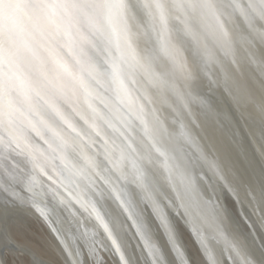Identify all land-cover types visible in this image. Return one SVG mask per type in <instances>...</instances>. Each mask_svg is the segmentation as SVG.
<instances>
[{"label": "bare ground", "instance_id": "6f19581e", "mask_svg": "<svg viewBox=\"0 0 264 264\" xmlns=\"http://www.w3.org/2000/svg\"><path fill=\"white\" fill-rule=\"evenodd\" d=\"M0 53V131L27 142L33 137L29 129L35 130L53 150L80 162L82 168L74 169L78 177H65L76 183L71 184L73 198L85 193L130 264H151L147 242L157 261L183 264L159 213L168 217L190 264H240L231 254V240L245 257L251 253V259L264 264V223L254 218L251 197L230 178L245 197L239 196V203L233 200L224 184L232 173L218 172L224 173L230 153L236 160L251 158L261 171L264 191V0H0ZM105 69L115 77L113 84L106 81ZM110 87L134 116L114 108ZM143 115L154 148L142 137ZM82 120L88 124L82 127ZM76 123L87 139L92 134L99 138V131L116 142L96 145L99 167L85 144L76 143L81 137ZM210 128L213 133L207 132ZM36 139L33 155L42 165L43 150L52 154ZM161 149H174L176 159L187 160L185 175L203 193L190 194L193 207L186 212L173 198L169 172L156 151ZM56 156L60 166L64 159ZM13 170H0V180L14 195H0L3 264H37L35 256L51 264H71L55 230L64 235L79 264H121L105 234L88 235L77 228L74 212L85 216L80 200L76 206L61 204L45 190L43 195L36 183H27L21 170ZM116 184L130 214L111 191ZM179 186L185 189L183 182ZM215 189L233 226L219 210ZM127 190L135 200L131 205ZM256 196L264 217V202ZM40 209L45 213L41 218ZM187 215L202 226L196 225L197 235ZM92 222L88 219L86 226ZM10 240L18 247L7 250ZM209 250L215 255L211 262Z\"/></svg>", "mask_w": 264, "mask_h": 264}, {"label": "water", "instance_id": "95a60500", "mask_svg": "<svg viewBox=\"0 0 264 264\" xmlns=\"http://www.w3.org/2000/svg\"><path fill=\"white\" fill-rule=\"evenodd\" d=\"M20 7H21V5L19 6V8ZM16 23H18V22H16ZM0 57H2L1 53H0ZM5 68H7V67H5ZM5 68H3V69L6 71ZM0 69L2 70V67H0ZM106 69H107V67H106ZM106 69H105L106 81L108 83L111 82L113 84L114 81H112V80H114L115 77H111V75H108L109 72H107ZM121 82H122V85L125 86L124 80H121ZM129 83L135 88L138 87V83L136 81H134L133 78L129 79ZM141 85H143V82L141 83ZM113 86L118 87V85H113ZM110 90L107 91V93H109V95H110L108 97H110L111 99L112 98L116 99V103L114 102L115 103L114 108L117 109L116 107H118L120 110L122 109L123 111L128 112L131 116H134L133 113L122 103V101L115 97V93L112 92L111 87H110ZM137 91L141 92L139 90V88H137ZM10 94H11V92H10ZM7 96H10V95L8 94ZM97 100L99 101V99H97ZM99 102L102 105V107L107 108V105L104 102H102V101H99ZM143 107H141L142 109L140 108V111L144 110ZM195 113L197 115L195 118L197 120H199L198 115H201V114H198L197 111H195ZM188 114L192 115V113H188ZM144 116L145 115L142 116L143 117L142 121L139 122L143 126L142 137H144L146 139V141L148 142V144H150L154 148L155 144L152 141L151 137L149 136V133H151V130L147 129L146 119ZM191 117H193V116H191ZM140 118H141V116L138 115V119H140ZM195 118H194V120H196ZM262 118H264V115L262 116ZM143 120H145V121H143ZM197 120H196V123H198ZM84 122L86 124H88V122L85 120L79 121L78 123H80L83 127ZM80 124L78 125L76 123V126L78 128L77 130H79V131H80L79 128L81 127ZM205 124H206V122H205ZM198 127L202 128V126L200 125V122L198 124ZM92 128L93 127L91 126V129ZM29 131H31V133L33 134V137L26 138V141L28 143L25 142L24 140L20 142V141H18V139H14V138L10 137L7 133L0 131V135L4 138L3 141H0V170L2 171V168H3V170H5L6 172H9V170L11 171L12 169L16 168V170H13V173H16V172L18 173V171L21 170V172H23L22 175L25 176L27 179V183H30V185H33V186H34L33 183H36L35 185L37 187H39L38 189L42 191L43 195L46 196V194L44 192V190H45L49 196H51L52 198H56L58 202H61V204H74L75 205V203H76L75 200H80L82 202V204H84L83 205L84 207L81 209L84 211L82 213L85 216H82L80 211L74 212V214L76 215V221L75 222L77 223L76 225H78L77 228L80 229V231H82V232L88 231V235H90L91 233L105 234L108 237V240H110V243L112 244V246L115 248L121 264H130L125 251L122 249V247L116 241L115 236L113 234V231L108 226V223H107L105 217H103L100 214V212L98 211V209L95 205H93L92 203L89 202V200L86 199L85 193L84 192L80 193V196L78 197V199L73 198V196H75V195L72 192V185L71 184L72 183L76 184V183L73 181L70 182V180H69V183H67L68 178L66 180L65 177H70L71 180L74 176L78 177V173H76V171L74 169L77 170V168H75V165L77 167H81L80 162H76V159H73L72 156H71V158L67 159V157L64 154L60 153V151H58V150L55 151L50 147L49 142L47 141V139H45L46 137L39 136L35 130L29 129ZM207 132L213 133V128L208 129ZM95 133H96V135L99 136V138L95 139L94 135L92 134V138L87 139L86 137L88 134L86 135V134L82 133L81 131L78 132V134L81 135V137L78 140V142H76V143L78 145H81V146L85 144L84 145V146H86V147H84L85 151H87V153L89 155H91V157L96 158V160H95L96 166L99 167L100 165H102L101 164L102 161H101L100 157H98L96 155V152L98 151L96 149L97 148L96 145L101 146L102 142H104V144H106L107 146L108 145L114 146V144H116V142L113 140L112 137H110V135L107 136V134H106V137H104L103 132L100 133L99 131H96ZM183 136L185 137L184 134H183ZM36 138H38L40 140V142L42 141L43 146L45 148L47 147L48 150H50V152L52 154V155H50L43 150V159L42 160H44L45 157H46V160L43 161L42 165H40V163H39L40 159L37 158V156L33 155L34 149L37 145L36 144V142H37ZM109 138H112V139H110V141H108ZM189 139L190 138L185 137L184 140H186L187 142H190ZM27 145L29 146L28 148H30V149H25V148H27V147H25ZM107 146H105V147H107ZM82 148H83V146H82ZM89 149L91 150V152H89ZM169 150H166V149L162 150L161 149V151H164V152H160L158 150H156V151L159 153L160 157H162V159H163L162 161L159 160L160 163H162V167L166 168L169 172L166 174V177L168 178V182L170 184H172L174 187L175 194H173L174 196L173 195L172 196L183 207V211L186 212V211H188L189 207H190V209H191V207H193V204L191 202H189L190 199L192 198L190 196V194L193 193L194 190H197V192H200V196L203 197V193L201 191H198L196 181H195V184L193 183L194 184L193 185L192 179L189 176H187L188 174L185 175L186 171H189L186 168L187 160L185 161V158H184V160L176 159L175 154H172L175 150L171 149V150H173L172 153ZM55 153L58 155H61L62 158L64 159V161H61L60 166L57 165V162L59 160H58ZM98 154H99V152H98ZM234 155L235 154H232V153H230V155H228V159L230 161L228 162V165L226 166V169H225L227 171V173L225 172V170L223 171L224 173H222L220 169L218 171L219 173H221V176H223V174L225 176H227L228 173H232V175H231L232 177H230V175H229V177H228L229 179L227 180L229 183L224 182V181H222V182H224V184L227 186V189H228L230 195L232 196L233 200H235L237 203L240 202V200H239L240 197L243 200H245L244 196L249 195L251 197L252 200L250 203V209L252 211V214H253L254 218L258 219V221L262 222V224H263L264 223V219H263L264 217L262 216V214L259 210V207L261 204H260L259 200L257 198H255V197H257L256 195L259 194L260 199L264 202V191L262 190L261 185L259 183L261 171H258V169L254 166L255 164L253 163L251 158H245L242 160L238 158L236 160V159H233ZM76 157L79 160H82V162L87 163V161L85 160V158L82 155H77ZM55 158L58 161L55 162ZM98 158H99V160H98ZM101 158L105 160L106 157H101ZM97 162L100 164L98 165ZM103 165L105 166L106 163L105 164L103 163ZM248 165L251 168V170L248 167ZM227 167H229V168H227ZM81 168H80V170H81ZM228 169L230 170V172ZM95 171L98 175L96 167H95ZM190 171H192V169ZM26 174H27V176H26ZM180 175H182V176H180ZM98 176H100V175H98ZM230 178H232L234 182L241 184V186H242L241 189L243 190L244 196L239 194L235 190L234 185L229 181ZM3 179H5V177H3ZM245 180L247 181V183ZM182 182H183V184H185V189L179 190L178 187H180L179 185L182 184ZM6 186H7V184L3 183L0 180V195L4 199L5 198L11 199L14 197V195L11 193V190H8V188ZM36 186H34V187H36ZM32 189H34V188H32ZM119 189H121V186L119 187L116 184L115 188H113V190H111V191L115 195V198H116L117 202L119 203L120 207L122 208V210L124 209L125 212H128L130 214L128 207L123 202V199H121V197L119 196V192H118V191H120ZM184 190H187V192ZM127 192L128 193L126 194V199L128 202L127 201L126 202L130 204V203H132V201L134 199L132 200V194H130L128 190H127ZM213 193H214V196H215V198L218 201V204L220 206L219 207L220 212L224 213L225 220L229 221L228 223L231 226H233V222H232L230 216L225 213V211H226L225 206L221 205L223 203L222 196L218 195L216 193V189ZM134 202H135V200H134ZM82 204L81 205L79 204V206L82 207ZM41 213L43 215L45 214L44 211L41 210L38 213V214H40L39 215L40 218H41ZM213 213L216 214L215 212H213ZM4 214H3V216H5ZM43 215H42V218H43ZM220 215L221 214H219V216ZM158 218H159L160 223L162 224L163 231L165 232V234H166L167 238L169 239L171 245L175 249L176 254L178 255V258L181 261H183V264H190L188 262L186 256H185V254L183 253L181 247L178 246V243L176 241V234H174V232H173V228H172L170 222L168 221V217L166 215L161 216L159 213ZM186 218H187L189 224L191 225V227L193 228V230H195L194 234L197 235L196 230H199L198 229L199 227H197L196 225L198 224V226H200V227H202V226L199 223L195 222V220L193 219L192 216L189 217V215H187ZM88 219L93 221L92 222L93 225H91L90 227L86 226ZM53 221H55V219H53L52 222ZM53 223L55 224V222H53ZM49 224H52V223L49 222ZM60 224H61V222H59V225ZM75 229L73 230V232L75 231ZM55 231H56V236H57L58 242L62 246V249L65 252L68 259L70 260L71 264H79L78 257L76 256L75 252L70 248V246L68 245V242L64 239V235L57 230H55ZM237 232L241 233L239 230H237ZM226 237L230 238V236H226ZM153 243H155L156 247L159 248L157 241H153ZM106 245H108V244L106 243ZM228 246L233 251L231 254L233 255V257L237 258L236 260L238 261V263H240V264H257L253 259L250 258V256L252 255L251 253H250V256L247 255L248 257H245L240 252V249H239L240 245L238 242L234 243L231 240L230 244L228 243ZM17 247H18V245H16V243H13V241H11V240H10V243L5 246V248L6 249L8 248L9 250L17 248ZM145 248L147 250V255L149 256V260H150L151 264H161L155 258V255L153 253L154 252L153 247L150 245V243H148V242L145 243ZM4 250L5 249L0 247V264H3ZM209 252L211 253V255L208 256L207 252H206V255H207V258L211 262L212 261L211 258H213V257L215 258V255L212 253L211 250H209ZM35 258H36L35 260H36L37 264H51L49 261L44 260L41 257L35 256Z\"/></svg>", "mask_w": 264, "mask_h": 264}, {"label": "rangeland", "instance_id": "374dc122", "mask_svg": "<svg viewBox=\"0 0 264 264\" xmlns=\"http://www.w3.org/2000/svg\"><path fill=\"white\" fill-rule=\"evenodd\" d=\"M160 262V261H159ZM161 263V262H160ZM162 264V263H161Z\"/></svg>", "mask_w": 264, "mask_h": 264}]
</instances>
